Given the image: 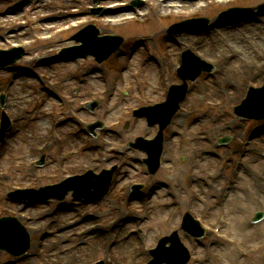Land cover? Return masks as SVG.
I'll return each instance as SVG.
<instances>
[{
    "label": "rangeland",
    "instance_id": "374dc122",
    "mask_svg": "<svg viewBox=\"0 0 264 264\" xmlns=\"http://www.w3.org/2000/svg\"><path fill=\"white\" fill-rule=\"evenodd\" d=\"M127 1L113 0L117 7L106 15L102 25L97 26L104 34H117L124 38L123 54L115 60L110 59L105 65L106 72L92 74L95 65L91 58L50 62L61 49L74 45L69 42V38L76 29L63 35H58L57 31L88 19L85 7L89 5V0H0V49L15 46L27 50V56L16 66L0 74V93L3 91L8 96V113L14 128L8 134L6 146L0 147V215L17 218L31 238V247L25 256L12 259L0 253V264H94L100 260L108 264L107 259L112 261L111 264H143L148 259L146 249L154 247L161 236L174 230L178 231L180 240L191 251L192 259L189 264H264V223L250 227L251 213L257 208L255 197H261L264 202V162L261 161L259 166L252 167V176H244L242 171L241 176L233 178L235 174H231L232 170L225 171L223 179H220L218 174L216 178L208 181V185H204L207 183L204 180L208 178V173L223 171L225 158H240L239 155L233 156L232 148H237L239 142L243 141L245 130L251 125L236 120L229 109L245 94L246 81L259 84L264 78L262 74L260 76V73H264V24L243 21L228 26L229 29L221 30L230 45L235 46L232 40L240 41L239 48H235L240 49L241 53L239 52L236 58L228 56L229 51L221 43L222 38L215 33L208 31L200 35L193 34L189 40L186 37L178 39L167 34L168 28L181 17L174 12L180 11V6L187 10L183 17L201 16L212 19L228 8L251 6L264 0H225L220 5L207 4L204 8V0H175L171 3L172 16L164 21L154 19L147 4L138 12L121 9L120 6ZM145 1L148 3L149 0ZM113 2L107 0L102 4L109 6L114 4ZM57 11L73 14L67 17L66 13H55ZM129 18L143 22L146 19L147 23L136 24L132 20L125 23V19ZM247 35L252 37L250 39L255 47H262V50L259 49V59L246 46L248 43L252 45ZM141 38L146 40L135 49L129 64L127 53ZM191 45L199 46L200 50L197 52L215 63V77L210 83L214 90V93L211 90L214 94L212 99L219 104L214 121L210 125L206 120L210 114L203 112L201 108L199 115L202 120L197 124L195 131L197 133L203 130L213 135L212 131L215 130L219 134L229 133L236 136L237 141L230 143L229 149L216 150L212 145L202 143L201 139H195L191 144V141L187 140L188 135L183 140L177 137L169 141L167 159L171 161L169 163L174 169L167 170L160 178L158 176L152 180L146 179L144 182H147L148 186L144 193L140 192L141 195L138 192L131 193L133 172L125 168L129 175L122 174L123 177L121 176L111 193L95 205H73L69 197L61 203L50 201L45 205L9 201L5 203L7 193L15 187L38 188L50 185L55 178L60 179V173L55 171L57 176H54L50 164L51 160L58 158L55 151L81 148L82 144L93 147L97 145L103 149L110 145H107L108 139L105 135L99 139L86 137L84 133L77 137V130L80 128L77 119L91 121L97 114L90 116L82 112L77 115V119L72 118L70 122H66L71 115L61 106L65 103L64 97L70 94L71 87H78L79 99L89 98L90 93L100 97L107 96L113 87L112 79H116V96L112 99V107L110 106V110L105 109L109 124L118 116H123L124 106L132 104L128 97L123 100L120 94L132 79L131 74L141 66L140 62L145 59L149 61L150 55L156 58L155 62L149 61L146 64V74L141 75L139 80L149 78L153 79L155 84L164 83L163 79H160L164 63L167 74L163 78L177 83V79H172L173 65L178 59L176 52ZM34 56L38 59L32 61ZM122 68L123 71L120 72ZM83 73L90 75L84 78L81 77ZM119 77L123 79L117 80ZM81 82H84L82 86L85 93L81 92ZM57 83L61 84L62 90L60 88L58 91L56 86L53 87V84ZM198 83L197 81L192 85L194 87L191 101L184 104L187 109L193 103V98L200 97L201 87ZM53 96L57 98L54 99ZM115 103L120 104L114 106ZM222 108L225 110L218 112ZM203 113L206 115L203 116ZM33 117L38 119L34 120ZM179 117L184 123L191 124V119H185L181 115L176 118ZM127 118L124 115L125 121ZM64 120L66 123L62 124ZM41 122L44 125L43 131L37 129ZM131 123L133 121L130 120L129 131H123L121 126L117 127L116 131H119L121 136L127 134L126 139L138 135V132L140 134V130L144 128L141 122H136L134 127H131ZM54 126L58 135L69 134L74 141L71 140V143H65L61 147L56 145L50 135L48 138L46 136L48 132L51 134ZM178 131L177 124H174L168 131V136L171 137L172 133ZM199 135L201 137L202 134ZM114 138H117V142H124L123 137ZM39 149L42 152H39ZM206 151H215L221 158H209L204 154ZM40 153L47 157V162L39 170L29 162L35 160ZM92 154L93 157H98V151H92ZM182 155L186 158L178 164ZM82 158L71 159L67 173L79 172L82 169L80 165L96 166L93 158ZM121 161L127 163L126 159ZM18 163L23 164L21 170L13 166ZM189 177L195 178V187L186 186ZM187 209L208 229L209 234L202 241H195L178 229L179 217ZM116 217L119 220L114 224ZM227 219L225 232L233 237L236 246L228 245L223 239H217L213 233L214 228L223 232L222 225L227 223ZM255 248L258 253L246 255L245 250Z\"/></svg>",
    "mask_w": 264,
    "mask_h": 264
},
{
    "label": "bare ground",
    "instance_id": "6f19581e",
    "mask_svg": "<svg viewBox=\"0 0 264 264\" xmlns=\"http://www.w3.org/2000/svg\"><path fill=\"white\" fill-rule=\"evenodd\" d=\"M233 41H234V40H233ZM234 43H235L236 46H237L236 43L241 44L240 41H237V42L235 41ZM237 47H238V46H237ZM43 128H44V125L42 124V122L39 123L37 129L40 130V131H43Z\"/></svg>",
    "mask_w": 264,
    "mask_h": 264
},
{
    "label": "water",
    "instance_id": "95a60500",
    "mask_svg": "<svg viewBox=\"0 0 264 264\" xmlns=\"http://www.w3.org/2000/svg\"><path fill=\"white\" fill-rule=\"evenodd\" d=\"M172 240H176V238H175V237H173V238H172Z\"/></svg>",
    "mask_w": 264,
    "mask_h": 264
}]
</instances>
